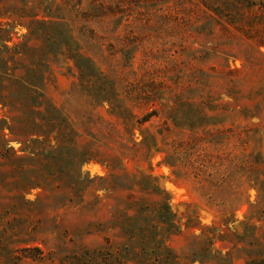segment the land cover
Returning a JSON list of instances; mask_svg holds the SVG:
<instances>
[{
	"label": "rangeland",
	"instance_id": "374dc122",
	"mask_svg": "<svg viewBox=\"0 0 264 264\" xmlns=\"http://www.w3.org/2000/svg\"><path fill=\"white\" fill-rule=\"evenodd\" d=\"M205 1L0 0V264H264V0Z\"/></svg>",
	"mask_w": 264,
	"mask_h": 264
},
{
	"label": "trees",
	"instance_id": "16d2710c",
	"mask_svg": "<svg viewBox=\"0 0 264 264\" xmlns=\"http://www.w3.org/2000/svg\"><path fill=\"white\" fill-rule=\"evenodd\" d=\"M217 0H206L205 2L206 3H208V4H214L215 2H216ZM212 12H215L216 10L215 9H210ZM166 207V206H165ZM167 209H168V207H166ZM163 217H165V216H163ZM162 219H164V218H162Z\"/></svg>",
	"mask_w": 264,
	"mask_h": 264
}]
</instances>
